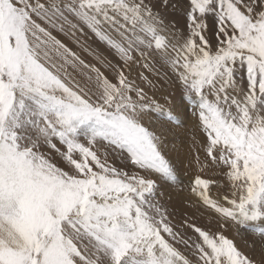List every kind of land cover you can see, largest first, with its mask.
Wrapping results in <instances>:
<instances>
[{"label": "snow or ice", "instance_id": "obj_1", "mask_svg": "<svg viewBox=\"0 0 264 264\" xmlns=\"http://www.w3.org/2000/svg\"><path fill=\"white\" fill-rule=\"evenodd\" d=\"M171 85L197 109L196 164L225 179L195 177L217 225L185 221L195 239L157 200L177 176L144 122L181 123L156 99ZM262 225L264 0H0V264H257L224 233L250 229L264 248Z\"/></svg>", "mask_w": 264, "mask_h": 264}, {"label": "rangeland", "instance_id": "obj_2", "mask_svg": "<svg viewBox=\"0 0 264 264\" xmlns=\"http://www.w3.org/2000/svg\"><path fill=\"white\" fill-rule=\"evenodd\" d=\"M177 19H180L178 14ZM209 23L211 26V22ZM53 34L74 51L79 52L87 63L96 64L97 67H100V64L97 63L93 56L82 52L70 38L56 32ZM81 39L86 38L82 37ZM88 42L92 47L97 48L102 55L106 56L114 63H119V61L108 52L103 45L98 44L94 38L89 39ZM101 71L109 76V78H112V73L106 68L102 67ZM165 97H167V101ZM156 99L164 105L165 108L172 109L181 122L178 126L173 125L166 122L167 118L165 116L161 115L160 119L157 120L154 114H149L144 118V122L150 128L163 134L166 146L165 155L172 162L177 176L175 184H169L166 181L158 180L157 200L167 207L175 230L185 233L186 237L195 239L198 234H195L193 230L187 226L185 221L194 222L197 226L202 228H208L209 225H211L212 231L216 230L217 225L214 223V213L207 207L198 205L193 198L190 191L193 181L197 175H201L202 178L220 180L221 184L225 182V179L221 176H211L207 168L201 171L195 162L197 155H199L201 162H204L206 159V149L203 144L204 136L202 135V130L199 128L198 117L196 115L197 109L183 98L182 89L178 85L167 86L163 90L156 92ZM50 155L56 159L58 166L65 167V164L60 161V158L54 150H51ZM110 163L126 171H131L133 168L130 161L125 163L124 161L115 159L110 161ZM208 163H210V160ZM210 187V194L214 198L222 199L225 194L230 195L226 187L217 188L216 185H211ZM224 234L233 238L240 250L256 260L257 264H262V261H264V248L261 246L259 234H253L251 230L247 228H240L239 234H237L234 228H228L225 230ZM253 240L256 241L254 247L252 246ZM176 246L184 251L183 245L177 244Z\"/></svg>", "mask_w": 264, "mask_h": 264}, {"label": "bare ground", "instance_id": "obj_3", "mask_svg": "<svg viewBox=\"0 0 264 264\" xmlns=\"http://www.w3.org/2000/svg\"><path fill=\"white\" fill-rule=\"evenodd\" d=\"M180 124H181V123H180ZM161 126H162V125H161ZM196 126H197V125H196ZM196 126H195V127H196ZM163 129H164V127H163ZM164 130H165V129H164ZM195 131H196V130H195ZM193 134H194V133H193ZM204 139H205V138H204ZM169 148H170V147H169ZM175 151H176V150H175ZM175 151H174V152H175ZM176 152H177V151H176ZM169 153H170V152H169ZM178 155H179V154H178ZM186 211H187V210H186ZM262 226H263V225H262Z\"/></svg>", "mask_w": 264, "mask_h": 264}]
</instances>
